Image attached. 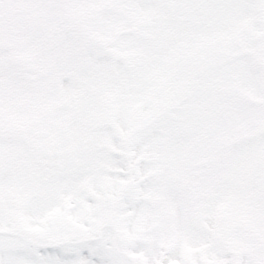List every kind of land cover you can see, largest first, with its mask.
Listing matches in <instances>:
<instances>
[{"label":"snow or ice","instance_id":"obj_1","mask_svg":"<svg viewBox=\"0 0 264 264\" xmlns=\"http://www.w3.org/2000/svg\"><path fill=\"white\" fill-rule=\"evenodd\" d=\"M0 264H264V0H0Z\"/></svg>","mask_w":264,"mask_h":264}]
</instances>
